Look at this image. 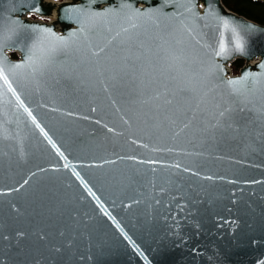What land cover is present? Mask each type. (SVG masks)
Segmentation results:
<instances>
[{"label":"water","instance_id":"obj_1","mask_svg":"<svg viewBox=\"0 0 264 264\" xmlns=\"http://www.w3.org/2000/svg\"><path fill=\"white\" fill-rule=\"evenodd\" d=\"M28 13L53 6L0 0V264H264V24L222 0Z\"/></svg>","mask_w":264,"mask_h":264},{"label":"trees","instance_id":"obj_2","mask_svg":"<svg viewBox=\"0 0 264 264\" xmlns=\"http://www.w3.org/2000/svg\"><path fill=\"white\" fill-rule=\"evenodd\" d=\"M222 2L228 9L264 24V2L255 0H222ZM13 56L16 57V53H13ZM243 64V59H237L231 67L234 72H237Z\"/></svg>","mask_w":264,"mask_h":264},{"label":"bare ground","instance_id":"obj_3","mask_svg":"<svg viewBox=\"0 0 264 264\" xmlns=\"http://www.w3.org/2000/svg\"><path fill=\"white\" fill-rule=\"evenodd\" d=\"M45 4H50L53 6V13L51 15H48L51 17V23L57 21V9L58 6L61 5L62 3L55 2V0H43ZM66 2H70L71 0H64ZM57 29H60V25H57Z\"/></svg>","mask_w":264,"mask_h":264},{"label":"snow or ice","instance_id":"obj_4","mask_svg":"<svg viewBox=\"0 0 264 264\" xmlns=\"http://www.w3.org/2000/svg\"><path fill=\"white\" fill-rule=\"evenodd\" d=\"M264 67V65H262ZM247 77V73H245V78ZM232 83H239V81H232Z\"/></svg>","mask_w":264,"mask_h":264},{"label":"rangeland","instance_id":"obj_5","mask_svg":"<svg viewBox=\"0 0 264 264\" xmlns=\"http://www.w3.org/2000/svg\"><path fill=\"white\" fill-rule=\"evenodd\" d=\"M26 17V16H25Z\"/></svg>","mask_w":264,"mask_h":264}]
</instances>
